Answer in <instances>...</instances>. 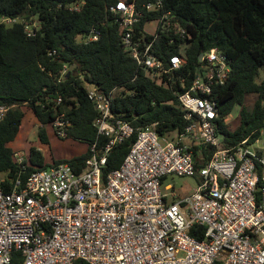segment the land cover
Here are the masks:
<instances>
[{"label":"built area","instance_id":"1","mask_svg":"<svg viewBox=\"0 0 264 264\" xmlns=\"http://www.w3.org/2000/svg\"><path fill=\"white\" fill-rule=\"evenodd\" d=\"M85 5L77 0L66 9L81 13ZM109 11L119 23L123 50L153 78L170 80L187 64L191 36L165 10L164 0H118ZM146 15L153 19L147 24H157L151 34L146 28L137 31ZM16 23H24L28 38L41 29L35 15L0 18L6 27ZM162 33L166 47H179V53L161 55ZM100 37L93 28L84 41ZM201 55L191 87L178 96L189 122L184 131L173 133L175 138L161 137L153 127L139 131L121 167L105 180L109 153L135 130L113 115L115 92L87 85L98 112L94 127L107 144L101 153L96 144L91 147L82 172L60 164L32 173L24 183L18 179L11 191L0 186V264H264V185L259 186L264 183V127L253 141L250 135L223 147L216 89L228 82L231 61L218 48ZM8 111L0 104V123ZM52 127L59 139H68L71 122L63 114ZM204 146L215 149L208 160L199 152ZM23 160L17 152L15 161L22 165ZM171 175L195 177L198 187L170 202L162 183ZM193 229L202 230L203 238L192 236Z\"/></svg>","mask_w":264,"mask_h":264},{"label":"trees","instance_id":"2","mask_svg":"<svg viewBox=\"0 0 264 264\" xmlns=\"http://www.w3.org/2000/svg\"><path fill=\"white\" fill-rule=\"evenodd\" d=\"M75 1L0 0V18L35 15L41 24L34 38L24 33V23L0 24V104L9 108L0 123V175L4 176L0 186L5 191H11L18 179L24 183L32 173L60 164L82 172L91 147L96 144L101 153L107 139L98 136L94 127L98 112L88 99L87 85L105 94L115 92L113 115L135 130L130 139L109 153L103 180L121 167L139 131L153 127L161 137L184 131L189 122L178 96L191 87L201 67L200 55L211 48L221 50L232 68L228 82L216 89V125L223 147L238 145L250 135L253 141L260 135L264 127V74L258 82L261 71L264 73V0H164L165 10L191 36L185 50L187 64L170 80L153 78L123 50L119 23L109 11L118 0H84L83 11L73 13L66 6ZM151 20L146 15L137 31L146 28L150 33L146 26ZM93 28L101 31L100 39L85 43ZM167 40L162 33L157 46L161 55L179 53V47H166ZM52 52L56 55H50ZM65 67L68 70L63 74ZM250 97L255 99L248 106ZM235 107H239V124L233 130L226 119ZM28 114L40 125L38 139L44 147L50 145L48 127L63 114L71 122L67 140L87 145L86 152L50 162L41 149L22 142L21 130ZM19 140L26 150L22 165L15 161ZM214 151L205 146L199 150L206 160ZM263 185L260 180L259 186ZM191 235L202 239L203 231L193 229Z\"/></svg>","mask_w":264,"mask_h":264},{"label":"rangeland","instance_id":"3","mask_svg":"<svg viewBox=\"0 0 264 264\" xmlns=\"http://www.w3.org/2000/svg\"><path fill=\"white\" fill-rule=\"evenodd\" d=\"M157 26L156 23H148L147 29L151 32L154 31L155 27ZM201 73V71H199ZM263 72L261 71L260 78L258 79V82H262L263 80ZM255 97H250L248 101V106L252 104V101H254ZM23 110H26L25 108ZM239 112V107H235L233 110V113L226 119V122L230 125L231 129H236V127L239 124V120L237 118ZM31 115V116H30ZM32 117V114H28L23 122V127L21 130L22 137L24 139V143L32 144L31 146L37 147L41 149L42 152H44V155L47 160L52 162L53 160H62L64 158L71 157L73 154L80 155L86 152L87 145L80 144L78 142H75L73 140H63L59 139L55 136L53 133V127H48V132L50 135V145L49 146H43L42 144H39L38 139V132L40 125L38 122H35L34 117ZM33 124V125H32ZM172 138H175V134L171 136ZM20 141V140H19ZM21 142V141H20ZM162 145H165V141H161ZM261 146V145H260ZM17 152L26 153V150L24 151L21 147L14 148ZM4 180V176L0 175V181ZM174 187V190L172 189ZM198 187V179L195 177H182L178 175H171L164 179L162 183V190L164 193L168 194V200L170 202L178 201L189 194H191L195 189ZM166 189H168L166 191ZM173 193H177L179 197H172Z\"/></svg>","mask_w":264,"mask_h":264},{"label":"crops","instance_id":"4","mask_svg":"<svg viewBox=\"0 0 264 264\" xmlns=\"http://www.w3.org/2000/svg\"><path fill=\"white\" fill-rule=\"evenodd\" d=\"M18 147H21L22 149H24L25 148V145H24V143H19V145H17ZM72 156H74V154L72 155ZM70 158V157H69Z\"/></svg>","mask_w":264,"mask_h":264},{"label":"water","instance_id":"5","mask_svg":"<svg viewBox=\"0 0 264 264\" xmlns=\"http://www.w3.org/2000/svg\"><path fill=\"white\" fill-rule=\"evenodd\" d=\"M199 61H200V62L202 61V55H200V57H199ZM74 68H75V66L71 67V68L69 69L70 72H71Z\"/></svg>","mask_w":264,"mask_h":264}]
</instances>
